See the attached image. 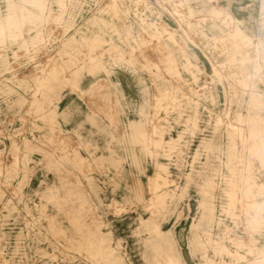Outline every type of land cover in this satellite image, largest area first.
Listing matches in <instances>:
<instances>
[{
	"label": "rangeland",
	"instance_id": "374dc122",
	"mask_svg": "<svg viewBox=\"0 0 264 264\" xmlns=\"http://www.w3.org/2000/svg\"><path fill=\"white\" fill-rule=\"evenodd\" d=\"M0 264H264V0H0Z\"/></svg>",
	"mask_w": 264,
	"mask_h": 264
},
{
	"label": "crops",
	"instance_id": "0c3cea01",
	"mask_svg": "<svg viewBox=\"0 0 264 264\" xmlns=\"http://www.w3.org/2000/svg\"><path fill=\"white\" fill-rule=\"evenodd\" d=\"M124 81H125V79H124V80H120V82L122 83V85H124V87H123V86H122V87H123V88H124V90L126 91V88H128V87H126V86H125V83H124ZM123 83H124V84H123Z\"/></svg>",
	"mask_w": 264,
	"mask_h": 264
}]
</instances>
